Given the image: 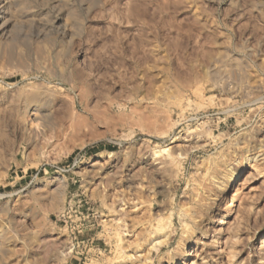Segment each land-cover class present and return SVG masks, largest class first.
Segmentation results:
<instances>
[{"label": "rangeland", "instance_id": "374dc122", "mask_svg": "<svg viewBox=\"0 0 264 264\" xmlns=\"http://www.w3.org/2000/svg\"><path fill=\"white\" fill-rule=\"evenodd\" d=\"M4 1L0 264H167L180 224L163 260L149 254L151 224L196 210L217 153L264 127V0ZM175 139L188 141L185 156L163 173L152 154ZM249 172L237 178L242 200L186 244L190 258L262 264L264 178Z\"/></svg>", "mask_w": 264, "mask_h": 264}, {"label": "bare ground", "instance_id": "6f19581e", "mask_svg": "<svg viewBox=\"0 0 264 264\" xmlns=\"http://www.w3.org/2000/svg\"><path fill=\"white\" fill-rule=\"evenodd\" d=\"M6 4H7V2H5L4 0L3 1L0 0V30L3 29L8 24V20L6 19V15H5L6 10H7ZM31 113H32V111H31ZM33 118H34V116H33ZM38 121H39V119H38ZM199 131H200L199 127L197 126V127L193 128V130L191 129L190 134L192 135V133H193L195 135L196 134L198 135V134H200ZM207 133L209 134V132H207ZM202 134L203 133H201V135ZM186 135L184 138H186ZM176 137H178V136H176ZM187 138H188V136H187ZM190 138H191V136H190ZM212 138L214 139V137H212ZM180 139H182V138L180 137ZM186 139L181 140V141H178V139H175L171 143V144H173V146H171V145L168 147L163 146L164 148H162V149H159V150L155 149L154 150L155 152L153 151L154 154H152V155H154L153 157H155V159L153 158L154 161L151 160L152 163L154 164L157 160L159 163H156V165H160L159 166L160 168L159 167L158 168L161 170H164L163 173H165V171H168L169 168L174 166L173 164L175 163L176 159L183 160L182 158H183V156H185V154L179 153V152H181L185 148L187 143L184 144V142H188ZM214 142L216 143L217 141L214 140ZM189 144H190V142H189ZM184 150H183V152H184ZM225 152L223 150L221 153H217L220 157H219L218 161H214V166H213V168L211 167L212 170L207 171L204 174L203 179L199 178L202 181V182H200L199 185L204 190V194L199 192L198 188L200 186H198V188H196V189L194 188L195 192L194 191L193 192H194L195 197H196L194 199H196L195 202L198 205V208L196 210L189 212L188 209H186L187 211H185L184 209H180L179 206H177V207H179L178 210H176L175 208H171V209L167 208L168 214L163 218V220L161 222L151 224L150 228L148 229L147 235H146V239H148V238L150 239L148 242V246L150 247L149 254L153 251H156L159 253V256H160L159 260H161V259L163 260V257L161 258L162 255H160V252L162 251L163 248H170V246H171V235L176 231L174 218L177 217V220H178L180 227H181L182 234H180L181 235L180 240H179L180 243L178 242L179 245L177 244L178 247H176V249H173L172 251L170 249L167 252V256H168L167 264H180V263L181 264H208V261H204L203 259L200 260V258H198V256H196L195 258H190L191 251L186 249V244H188V243L189 244H192V243L197 244L199 236L204 237V238H208L210 235H209L208 227H207L206 223H213V221L215 220L213 216L215 213H217L221 209V206L223 205V209H221V210H223L224 213H227L228 211L233 210V208L237 202H240V200H242L241 199L242 192H241V189L239 188V186L237 185V178L242 171H244L246 169H250L251 173L249 172L250 174H248V175H250V177L255 176L258 178H264V172H263V170H264V168H263L264 167V127L256 130L253 138H249L247 134H243L241 140L234 144V147L232 148V150L227 151L226 155H225ZM185 153H186V151H185ZM107 155L110 157L111 153H108ZM145 160L146 159L142 160L139 163L141 165L140 167H142L141 170L143 168H145V166L148 165V160H146V161ZM174 169H175V167H174ZM176 169H177V166H176ZM143 171H145V170L143 169ZM143 171H142V173H145ZM176 173L177 172H175V174ZM178 173H179V171H178ZM133 177H126L123 180V184L125 186H127L128 189H133V188L136 189V183H139V182L135 183L136 179H134ZM175 177H178V176L176 175ZM173 179H175V178H173ZM142 182H144V181H142ZM173 182H174V180H173ZM143 185L139 183L138 187L141 186V188L144 189L145 187ZM196 187H197V184H196ZM151 193H153V192H151ZM114 199H116V197ZM114 199H113L112 210L116 209V205L118 207H120L118 212L121 213L122 217L118 221L120 223H122V225L120 224L121 225L120 227L123 228L122 233L125 236H128L129 233L126 230L127 224H126V219H125L127 209H128V203H127L125 198H123V199L118 198L119 200L118 199L114 200ZM170 200L171 199L169 198L168 202L169 203L172 202V203H170L172 206V204L174 203V200L173 199L171 201ZM171 206L169 205L168 207H171ZM136 207H137V205H134V208H136ZM194 207L195 206H193V208ZM191 209H192V206H191ZM215 237L210 238L212 246L216 245L215 244V239H216ZM183 243L185 244L184 247H182ZM217 246L218 247L215 246V250H216L217 256L219 257V260H220L221 257L223 258V256L226 254V252H225V250L223 251V249L221 250V245H217ZM229 252L230 253H228V254L231 256L227 260H229V262H230L232 259H234V253L232 251H229ZM259 254L264 256V241L261 242V246L259 248ZM130 257H128L127 259H129ZM261 259L263 260V261L261 260L262 264H264V257H261ZM149 260L150 259L148 257L145 260L146 261L145 264H153L152 262L147 263V261H149Z\"/></svg>", "mask_w": 264, "mask_h": 264}]
</instances>
